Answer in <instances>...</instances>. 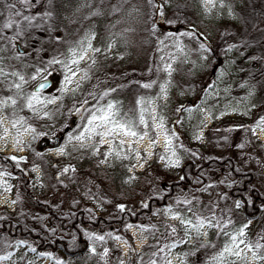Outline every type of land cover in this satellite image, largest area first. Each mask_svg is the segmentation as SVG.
<instances>
[{"label":"rangeland","instance_id":"374dc122","mask_svg":"<svg viewBox=\"0 0 264 264\" xmlns=\"http://www.w3.org/2000/svg\"><path fill=\"white\" fill-rule=\"evenodd\" d=\"M248 1L214 0L208 4L205 0H163V3L168 17L179 15L178 11L170 12L171 5L176 3H183L195 10L202 25L198 29L205 40L215 38L211 25L235 22L241 28L250 20L256 28L254 35L264 40V0H251L249 11ZM43 2L46 4L38 5L39 13L35 14L34 21H39L46 28L36 42H32L31 33L21 39L12 36L7 40L0 31L1 156L15 159L41 152L56 162L68 163L67 171L72 167L80 169L86 176L89 173L96 180L90 181L85 177V181L93 189L103 195L102 186H106L118 200L131 203L132 208L144 198L138 191H150L151 178L147 176H154L155 167L159 169L160 176L165 173L176 178L180 176L185 158L179 139L185 138L211 154L235 155L244 167L252 169L257 185L264 191V131L259 128L255 134L252 131L257 121L264 118V46L257 50L258 56L255 58L259 59L254 58L249 62L248 66L253 65L252 69L247 66L233 76L217 72L206 81L211 66L208 65V56L201 52L205 44L187 27L177 30L173 27L159 44V73L154 82L147 83L151 87H142L136 92L127 89L120 93L103 81L106 77H112V70L126 71L140 67L149 57L151 47L146 48L143 44L150 13L147 0L129 3L114 12L110 6L99 14L102 5L97 0ZM10 3L16 7L19 4L17 0H10ZM32 12L36 13L30 11V14ZM22 14L29 16V13ZM163 19L166 20L164 14L159 22H163ZM48 25L56 28L48 31ZM89 40L92 47L101 49V52L89 51L78 66H73L76 75L72 83L66 85V70L61 63L51 62L68 61L72 57L71 50L79 52ZM15 42L21 44L25 53L17 52ZM92 59H95V63H92ZM107 73H111L109 77ZM188 79H196L194 88L186 84ZM43 80L51 82L47 89L37 91L44 103L29 108L28 97L35 92L33 87ZM98 89L102 90V95L90 108L80 112L82 103L92 98ZM48 100L53 102L47 103ZM138 100L143 102L138 104ZM108 102L116 106L118 118L131 119L138 134L147 131L149 135L143 140L123 135L105 137L103 140L92 135L89 139V134L84 131L87 118L92 111L106 106ZM141 113L147 127L139 123ZM153 116L156 120H153ZM160 120L163 121L162 129L157 127ZM13 121H18L15 127ZM81 133H84L83 139H76ZM165 135L171 140L167 147ZM149 137L155 140L152 146ZM45 138L61 139V143L55 148H44ZM177 159L179 163L175 164ZM26 171L30 179V192L37 198L49 199L50 186L40 168L30 166ZM78 179L84 183L83 177ZM66 181L63 175L55 179L54 185L59 186ZM225 183L219 177L156 209L149 219L140 221L139 225L127 226L111 237L100 234L105 237L104 241L95 240V244H91L81 258L67 257L62 253H38L32 251L34 247L29 242L14 240L0 250V256H9L6 260H0V264H57V261L59 264H152L153 261L155 264H168L169 261L171 264H218L214 258L230 242L229 235L225 233L237 234L245 225L247 227H244L241 239L251 244L253 250L249 251L241 244L239 257L225 254L219 264H264V259L260 258L264 256V212L255 219H245L240 207L236 206L237 201L229 199L225 193ZM5 188H10V191H5ZM21 189V180L9 173L0 162V213L13 214L20 209ZM59 192L66 206L75 199L77 203L87 205L100 214L107 212L99 201L84 191H76L74 195L73 189L66 187ZM184 200H191V204L178 203ZM169 208L171 213L166 211ZM189 208L202 217L213 218L214 226L201 230L207 232V236L197 238L192 231L189 238L180 221L170 218L178 213L195 219ZM173 228L176 229L175 233L172 232ZM115 236H123L127 242L113 239ZM257 244L261 247L257 248ZM170 245L175 247L169 248ZM93 247L95 253L89 250ZM105 249L107 255H104ZM253 251L257 258L253 257ZM151 256L152 262L146 263Z\"/></svg>","mask_w":264,"mask_h":264},{"label":"trees","instance_id":"16d2710c","mask_svg":"<svg viewBox=\"0 0 264 264\" xmlns=\"http://www.w3.org/2000/svg\"><path fill=\"white\" fill-rule=\"evenodd\" d=\"M17 1L19 2V0ZM97 1L103 6H101L102 11L98 10L99 14L108 10L110 6L113 7L112 12H114L117 8L121 10L127 4L138 0ZM147 2L150 5V13L143 44L146 48L151 47L148 52L149 57L146 56V62L140 67L126 71L112 70V74L107 73L106 75L109 77L111 74L112 77H106L103 81V83L107 82L118 89L120 93L126 92L127 89L136 92L142 88L143 84L155 81L159 73L157 50L166 33L173 27L176 30L187 27L205 44L204 47H201V52L208 56V65L211 66L210 75L206 81L221 71L229 76L235 75L247 67L249 62L258 56V48L264 46V40L254 35L256 28L252 25V20L241 28L235 22L229 24L221 22L218 26L211 25L210 28L215 31V38L205 40L198 29L202 26L199 23V16L191 7L183 3L171 5L170 12L178 11L179 15L168 17L163 0H147ZM248 2L249 11L252 1ZM45 4L43 0H28V3L19 2L16 7L11 5L10 0H0V31L4 33L5 38L10 40L13 36L21 39L31 33L32 42H36L37 38L45 33V26L39 21H34V16L38 15L39 6ZM30 11L36 13L30 14ZM16 12H19L20 15H15ZM22 13H29V16ZM162 14L166 16V20L163 19V22H159ZM24 17H28L31 22L29 23V20H25ZM9 22L12 26L4 28L3 25ZM47 28L48 31H52L56 26L48 25ZM258 59L259 57L255 58V60ZM252 68L253 65L248 66V69ZM195 81L196 79H188L186 84L194 88ZM101 92L102 90L98 89L92 98L85 100L80 107V112L87 107L90 108L96 102V98L102 95ZM179 140L183 145L182 153L185 158L180 176L176 178L167 173L160 176L159 169L155 167L154 176H147L149 179L151 178L150 191H138V194L144 198L142 202L132 208L131 203L118 200L108 187L102 186L100 183L103 195L93 189L85 181L87 178L90 181L96 180V178L90 177L89 173L87 177L86 174L81 173L80 169H72V167L69 171H65L68 165L66 162L61 164L45 157L41 152H34L24 158L15 159L0 155V162L6 170L16 175L22 183L20 209L13 214L0 213V250L10 241L21 240L33 245L38 253H62L67 257L81 258L90 245L95 244V240L90 239V236L117 234L129 225H139L140 221L149 219L156 209L168 205L180 195L198 190L219 177L226 182L225 193L228 198L240 203V209L245 219H255L262 211L264 212V191L257 185L252 169L244 167L235 155L211 154L206 149L192 145L188 139L181 138ZM30 166H38L42 171L50 186L49 199L37 198L30 192V179L26 171ZM63 175L68 181L61 182L59 186L56 183L54 185L55 179L62 178ZM81 177H83L84 183L79 181L78 178ZM66 187L73 189L74 195L76 191H78L77 193L84 191L94 197L107 209L106 214H100L87 205L77 203L75 199L66 206L61 201L59 192ZM116 201H120L118 205L115 204ZM121 206L123 211L120 210ZM121 239L127 242L123 236ZM147 262H152V256L146 259Z\"/></svg>","mask_w":264,"mask_h":264},{"label":"snow or ice","instance_id":"6c2138e0","mask_svg":"<svg viewBox=\"0 0 264 264\" xmlns=\"http://www.w3.org/2000/svg\"><path fill=\"white\" fill-rule=\"evenodd\" d=\"M20 3H28V0H19ZM206 3L212 4L214 0H205ZM11 7V5H9ZM15 15L19 16L20 13L16 12ZM25 20H29L28 17H24ZM31 21L29 20V23ZM11 22L5 23L3 25L4 28L11 27ZM181 35H188V33H181ZM83 44V42H81ZM72 51V57L68 61H53L51 63H61L62 66L64 67L65 71V84H70L72 83L73 76L76 75V70L74 69L73 66H78L79 63L85 59L87 56L88 52L91 51L93 53H98L101 52V49L99 48H93L91 45V41L89 40L87 43L86 47H83L79 52L76 50H71ZM92 63H95V59H92ZM167 70V69H166ZM2 71V70H0ZM13 75H16L13 73ZM87 76V73H85V77ZM23 77H21V80ZM35 79V77H33ZM79 86V85H77ZM17 88L20 87V85H16ZM41 88L44 87L43 84L40 85ZM142 87L144 88H150L151 84H143ZM161 91H164L163 85L161 86ZM106 95V94H105ZM53 100H48L47 103H52ZM142 100H138L137 103L140 104L142 103ZM4 103H7L5 101ZM12 103H15V100L12 101ZM44 101L40 100L39 95L37 92H33L27 100V106L29 108H34L35 104H42ZM150 104L151 101H148ZM115 105L112 102H108L106 106L98 107L95 109V111H92L87 118V125L85 126V132L89 134V139L92 137V135L99 136L102 140L105 137H112L114 135H123L127 137H138L139 140H143L145 136H148L149 133L145 131L143 134H138L137 131L134 130V122L131 119H122L118 118V112L115 110ZM153 120H156V117L153 116ZM16 123L18 121H13V127L16 126ZM140 124L145 125L147 127L146 121L144 120L143 113H141L140 116ZM157 127L163 128V121L160 120L157 123ZM259 128L260 130L264 131V118H261L259 121H257V124L252 128L253 133L255 134L256 129ZM98 129H102L101 131H98ZM28 131H35L34 129H27ZM84 136V133H81L80 136H77L76 139L82 140ZM151 144L150 146L154 145L155 140L152 137H149ZM123 141H121V144ZM171 144V140L167 135H165V146L167 147L168 145ZM61 153H63V150H60ZM173 155H175L173 153ZM163 159V157H161ZM179 160L177 159L175 161V164H178ZM67 171V169L65 170ZM5 191H10V188H5ZM184 203V204H191V200H184V201H178V203ZM237 207H240V203L237 202ZM121 211H123V207L121 206L120 208ZM168 213H171L172 210L171 208L166 209ZM188 211L192 212L193 216L195 219H189L183 216H180L178 213L177 214H172L170 218L172 219H177L180 221L181 225L184 226L185 229V235L189 236V233L194 231L196 233L197 238L200 236H207V232H202L201 230L204 229L205 227L207 228H212L213 225V218L211 217H202L200 214H198L195 210L189 208ZM227 225H225L226 227ZM131 227V225H129ZM139 227V226H137ZM244 227H247L245 225ZM244 227L239 229V232L237 234H228L225 233V235H229V243H226L223 250L219 252V254L214 258L217 260L218 264L220 261H222L225 257V254L228 255H235V256H240L241 255V249L240 245L244 244L246 248H248L249 251L253 250V246L251 244L246 243L241 237L244 236ZM146 230V229H142ZM172 232L175 233L176 229L173 228ZM108 236H112L111 233L107 234ZM115 240H120L121 237L115 236L112 237ZM191 238V236H189ZM90 239H94L97 241H104L105 237L101 235H93L90 236ZM169 248L175 247V245H170L168 246ZM257 248L261 247V245L257 244ZM91 252L95 253V248H90L89 249ZM32 251H35V249H32ZM163 251V249H161ZM10 255V254H9ZM43 255V254H41ZM104 255H107V249H105ZM253 257H256V253L253 251ZM9 256H0V260H6L8 259ZM261 259H264V256L260 257ZM57 264H59V261H57ZM152 264H155L153 261ZM168 264H171L169 261Z\"/></svg>","mask_w":264,"mask_h":264},{"label":"water","instance_id":"95a60500","mask_svg":"<svg viewBox=\"0 0 264 264\" xmlns=\"http://www.w3.org/2000/svg\"><path fill=\"white\" fill-rule=\"evenodd\" d=\"M15 47H16V50L19 52V53H25V49H23L20 45L19 42H15ZM43 84L44 87L41 88L40 85ZM51 85V82L50 80H43V81H40L37 85L34 86L33 88V91L37 92V91H40V90H44V89H47L48 87H50Z\"/></svg>","mask_w":264,"mask_h":264},{"label":"flooded vegetation","instance_id":"af4514ba","mask_svg":"<svg viewBox=\"0 0 264 264\" xmlns=\"http://www.w3.org/2000/svg\"><path fill=\"white\" fill-rule=\"evenodd\" d=\"M46 139V143H44L43 147L51 146L52 148H55L54 146H58L61 143V139L56 140V138ZM50 149V148H49Z\"/></svg>","mask_w":264,"mask_h":264}]
</instances>
